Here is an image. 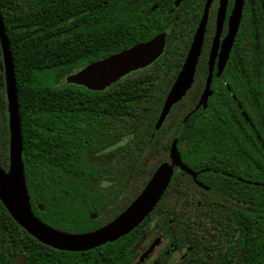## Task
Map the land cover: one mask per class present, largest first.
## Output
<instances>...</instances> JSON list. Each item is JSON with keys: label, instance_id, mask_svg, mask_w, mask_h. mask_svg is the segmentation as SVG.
Wrapping results in <instances>:
<instances>
[{"label": "trees", "instance_id": "16d2710c", "mask_svg": "<svg viewBox=\"0 0 264 264\" xmlns=\"http://www.w3.org/2000/svg\"><path fill=\"white\" fill-rule=\"evenodd\" d=\"M201 4L0 0L14 62L25 183L33 213L43 222L67 232L93 230L119 214L146 184L160 161L145 160L143 154L161 148L147 145V139L197 22L187 18L188 9L198 17ZM163 31L168 33L162 54L109 87L90 90L66 81L82 66ZM239 35L207 105L179 125L178 150L195 177L176 169L140 225L86 251L39 242L0 201V264H17V256L23 264H131L137 255L133 246L146 227L153 229L152 236L162 232L168 249L174 245L180 252L171 261L164 251V262L159 257L150 264H264V0H245ZM243 37L250 46L241 42ZM205 72L199 61L196 77ZM197 90L190 87L170 114L179 103L188 110ZM179 127L174 121L167 133L176 134ZM123 136L127 141L117 146ZM8 143L0 71L3 167L8 166ZM186 244L191 250L182 258Z\"/></svg>", "mask_w": 264, "mask_h": 264}, {"label": "water", "instance_id": "95a60500", "mask_svg": "<svg viewBox=\"0 0 264 264\" xmlns=\"http://www.w3.org/2000/svg\"><path fill=\"white\" fill-rule=\"evenodd\" d=\"M221 2L224 5L226 0H221ZM243 2L244 0H235L234 3L231 14V41L238 28ZM210 3L211 0H206L202 16L194 32L186 56L163 102L156 122V128L160 126L173 104L182 98L192 83L201 52ZM166 35L167 31H163L148 40L137 42L104 58L92 61L82 66L76 72L67 75L66 81L82 85L90 90H103L124 75L144 68L156 60L164 50ZM0 47L4 68L9 127V162L7 169L3 168L0 164V201L13 220L39 242L63 251H86L107 242H114L140 225L154 210L170 183L175 167H178L181 171L192 177L196 176L197 172L182 161L181 154L177 148L178 138L182 129L181 125L172 140L169 151L170 161L161 162L139 193L111 220L98 228L85 232L62 231L46 224L33 213L25 183L22 160L23 144L14 62L1 15ZM213 66L214 54L212 52L209 58L205 87L197 107L200 103L205 105L207 97L211 93L210 83ZM221 67L222 65L219 66V68ZM242 113L247 118L244 111ZM39 207L41 208L42 205L40 204ZM91 217L95 218L96 213H93ZM151 250L152 246L139 256L135 264L141 262Z\"/></svg>", "mask_w": 264, "mask_h": 264}, {"label": "flooded vegetation", "instance_id": "af4514ba", "mask_svg": "<svg viewBox=\"0 0 264 264\" xmlns=\"http://www.w3.org/2000/svg\"><path fill=\"white\" fill-rule=\"evenodd\" d=\"M205 2H206V0H202L201 10H200L198 17H196L193 14V12L191 11V7L193 8L196 5V3H192L191 7H189V9H188L190 14L187 15V18L191 21V23L194 24L196 21V18H197L196 25L192 31V34H191L190 43L192 41L194 32H195L197 25L199 23V20L202 16L203 9L205 6ZM234 3H235V0H226L225 4L223 5L221 0H211V3H210L209 8H208L207 20H206L204 34H203V42H202V46H201V52H200V55L198 58V62L201 61L203 66H205L206 72H205V75L200 76V77H196V69H195L192 83L188 88V89H190V87H192V86L194 88H197L198 90L196 91V93L198 94V96H197V98H194V100H191L192 102L190 101V108H188V110H185L184 103H179L175 106V109L173 110L172 114H170L172 107L183 98V96L185 95L184 94L181 99H179L178 101H176L173 104V106L171 107V109L169 110L167 115L165 116L163 122L160 124V126L158 128H156V122H157L158 116L160 114L163 102H164L165 97H166V95H167V93H168V91H169L174 80L172 81V83L169 85V88H168V90L164 96V99L161 103V107L159 109L156 120H155L153 127H152V133L149 135V138L147 139V145H152V146L159 145V146H161V148L158 150H157V148H153V150H151V151L148 150V152H145L143 154V157L145 160L157 161V162L160 161V163L163 161L169 162L170 161L169 151H170V147L172 144V140H173L174 135H175V132L171 133V134L167 133L169 126L173 125V123L175 121V122H177V128H178L180 123L182 122V120L185 118H188L189 115L195 109H197L199 107H205L207 105L208 99H209L210 95H212V93H213L212 85L215 82V80H217V81L221 80V75H222L221 73L227 65L230 54L237 48L238 40L240 39L239 28H240V24H241L242 17H243V8L245 5V0L243 2L241 18H240V21L238 24V28H237V30L234 34V37L231 41V37H230L231 14H232V10L234 7ZM178 4H179V2L176 1L175 5H178ZM167 33H168V31H167ZM241 42L244 43L246 46L247 45L250 46V44L248 42H245V37H243L241 39ZM190 43H189V45H190ZM245 45H244V47H245ZM244 47L241 49L242 54H244ZM188 48H189V46H188ZM187 51H188V49H187ZM212 52L214 54V66H213V72H212L211 83H210L211 93L208 95L207 100L205 102V105L203 103H200V105L197 107V104H199L201 94H202L204 87H205V83H206V79H207V75H208L209 58H210V54ZM242 57L243 56L238 55L237 59H239V58L241 59ZM198 62H197V65H198ZM234 63H235V61H234ZM197 65H196V67H197ZM220 65H222L221 68H219ZM224 84L227 86L225 81H224ZM227 88H229V87L227 86ZM231 95L233 98H235L233 93H231ZM239 108L241 109L240 106H239ZM242 111L243 110L241 109V113H242ZM126 138H127L126 136H123L117 146L124 144L127 141ZM177 144H178V142H177ZM177 148H178V146H177ZM109 152H110V149L103 150L104 154H109ZM7 167H3V168L7 169ZM176 169L180 170L178 167H175L173 169V171L175 172ZM157 229H158V226L155 227L154 232H157ZM152 232H153V229H149L147 227L142 231L141 238L133 246V249L135 252H137V255H136L135 259L131 262V264H135V262L139 258V256H141V254L143 252H145L150 246H152L151 252L138 264H144V263L149 264L146 261H150V260H151L150 261L151 263H152V261L156 262V260L160 256H161V262H164V259H162V254L164 251L167 254L170 253L169 258L171 261H174L176 259V257L178 256V254L180 253L177 249V246L171 245V247L168 249L169 240H168V238H166L163 235L162 232H157L155 236H152ZM147 235H151L152 237L149 239L148 243L147 244L145 243V245H144V240L146 239V237H148ZM165 239H166V242L162 243L163 240H165ZM182 248H183V246H182ZM189 250H191V246L186 244V248L181 249L182 258L188 254ZM174 254H176L175 257L173 256ZM171 263H173V262H170L169 264H171Z\"/></svg>", "mask_w": 264, "mask_h": 264}, {"label": "rangeland", "instance_id": "374dc122", "mask_svg": "<svg viewBox=\"0 0 264 264\" xmlns=\"http://www.w3.org/2000/svg\"><path fill=\"white\" fill-rule=\"evenodd\" d=\"M0 66H2V67H0V71H1V73H2V75H3V78H4L3 61L0 62ZM154 163H156V161H154ZM96 216H97V214H96ZM147 236H148V237H146V239L144 240V245H145V243L147 244L148 241H149V239L152 237L151 235H147ZM165 242H166V239L163 240L162 243H165ZM173 256L175 257L176 254H174ZM160 258H161V256H160ZM16 261H17V264H23V263H24V260L22 259L21 256H17ZM150 261H151V260H150ZM150 261H146V262L150 264Z\"/></svg>", "mask_w": 264, "mask_h": 264}]
</instances>
